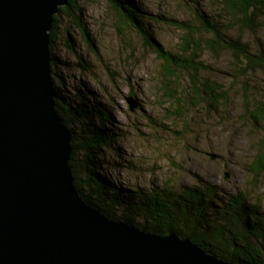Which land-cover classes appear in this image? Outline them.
Masks as SVG:
<instances>
[{
	"label": "rangeland",
	"instance_id": "obj_1",
	"mask_svg": "<svg viewBox=\"0 0 264 264\" xmlns=\"http://www.w3.org/2000/svg\"><path fill=\"white\" fill-rule=\"evenodd\" d=\"M132 2L154 40L172 52L179 48L182 34L173 23H195L196 14L214 16L218 22L214 5L219 1ZM77 6L83 31L71 17L56 15L50 77L70 107L80 104L76 98L79 94L106 115L104 121H89L92 126L104 127L112 139L95 157L94 168L105 181L121 191L167 185L180 192L188 186L209 183L218 201L242 193L248 204L258 203L264 210V173L255 178L250 171L263 132L253 126L245 109L253 111L254 104L246 107L242 99L246 88L250 98L264 100L263 72L235 66L228 49L217 50V57L203 52L199 81H212L227 100L216 101L202 94L195 101L185 77L166 84L156 54L133 29L119 23L118 14L104 0H78ZM237 33V29H225V41L232 42ZM240 42L252 54L264 52L260 20L241 32ZM170 96L183 105L181 113H173L178 108ZM62 118L69 133V129L80 128L82 119L71 121L65 114ZM113 211L117 221L105 218L123 224L118 220L121 211Z\"/></svg>",
	"mask_w": 264,
	"mask_h": 264
},
{
	"label": "water",
	"instance_id": "obj_2",
	"mask_svg": "<svg viewBox=\"0 0 264 264\" xmlns=\"http://www.w3.org/2000/svg\"><path fill=\"white\" fill-rule=\"evenodd\" d=\"M67 1L0 0V264H231L189 238L109 221L78 196L48 50Z\"/></svg>",
	"mask_w": 264,
	"mask_h": 264
},
{
	"label": "trees",
	"instance_id": "obj_3",
	"mask_svg": "<svg viewBox=\"0 0 264 264\" xmlns=\"http://www.w3.org/2000/svg\"><path fill=\"white\" fill-rule=\"evenodd\" d=\"M104 1L118 14L119 23L127 29H133L156 54L162 65L159 73L162 79L166 80V84L170 81L176 82L180 76L185 77L189 81L195 101L200 100L202 94L216 101L227 100L224 91L212 81H199L198 72L204 66L200 62L203 52L217 57V50L228 49L233 54L235 66L243 65L251 71L260 69L264 76V52L252 54L246 45L240 42L241 32L254 27L255 21L260 20L264 27V0H214L220 2L214 5L218 22L214 16L204 14L203 17L196 14L195 23H173L182 33L179 37V48L175 52L163 49L154 40L152 33L145 28L146 21L141 11L132 0ZM208 2L211 4L213 0ZM77 5L78 0H68L66 6L59 8L56 15L64 14L71 17L72 22L83 31L78 22L80 13ZM56 15L53 17L49 32V53L56 40L53 33L57 22ZM225 29L238 30L232 42L225 41L223 34ZM83 35L86 34L83 32ZM55 77L59 79L56 75ZM53 88L56 93L55 109L61 120L66 122L62 118L63 114L71 121L82 119L78 130L69 129L71 135L69 166L74 187L85 204L109 220L115 219L113 210L119 209L121 211L119 221L144 233L188 237L201 250L225 262L264 264V210L258 203L248 204V199L242 193H237L226 201H218L215 188L209 183L188 186L180 192L167 185L150 187L148 190L114 189L99 174L98 168L96 167L97 170L94 168L99 148L108 147L112 140L111 136L107 135L106 129L100 127L101 125L92 126L89 123L95 118L104 121L106 115L98 111L94 104L89 105L85 97L79 94L76 98L80 104L70 107L65 103L55 84ZM244 90L242 99L245 106L254 104V110L248 111L249 109L245 108L246 112L251 114L253 126H259L263 132L258 152L250 166L251 173L257 178L264 173V100L256 101L248 96L246 88ZM170 97L176 101L178 108L173 113L178 111L181 113L183 105L179 99Z\"/></svg>",
	"mask_w": 264,
	"mask_h": 264
},
{
	"label": "bare ground",
	"instance_id": "obj_4",
	"mask_svg": "<svg viewBox=\"0 0 264 264\" xmlns=\"http://www.w3.org/2000/svg\"><path fill=\"white\" fill-rule=\"evenodd\" d=\"M96 211V210H95ZM102 216V215H101ZM104 217V216H103ZM105 218V217H104ZM205 252V251H204ZM205 253H207V252H205Z\"/></svg>",
	"mask_w": 264,
	"mask_h": 264
}]
</instances>
